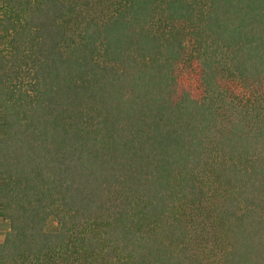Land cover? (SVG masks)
Instances as JSON below:
<instances>
[{
	"label": "trees",
	"instance_id": "1",
	"mask_svg": "<svg viewBox=\"0 0 264 264\" xmlns=\"http://www.w3.org/2000/svg\"><path fill=\"white\" fill-rule=\"evenodd\" d=\"M0 264H264V0H0Z\"/></svg>",
	"mask_w": 264,
	"mask_h": 264
}]
</instances>
